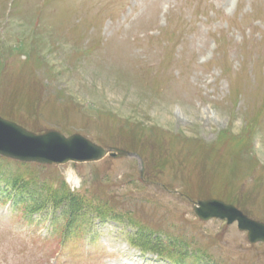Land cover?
I'll return each instance as SVG.
<instances>
[{
  "label": "rangeland",
  "instance_id": "obj_1",
  "mask_svg": "<svg viewBox=\"0 0 264 264\" xmlns=\"http://www.w3.org/2000/svg\"><path fill=\"white\" fill-rule=\"evenodd\" d=\"M0 116L131 153L0 155V264H264V0H0Z\"/></svg>",
  "mask_w": 264,
  "mask_h": 264
},
{
  "label": "water",
  "instance_id": "obj_2",
  "mask_svg": "<svg viewBox=\"0 0 264 264\" xmlns=\"http://www.w3.org/2000/svg\"><path fill=\"white\" fill-rule=\"evenodd\" d=\"M130 156L119 148H104L81 134L66 136L60 131L36 133L0 116V155L23 162L61 165L68 162H94L106 155ZM194 212L203 221L225 220L248 233L250 243H264V222L255 220L231 203L205 199L194 203Z\"/></svg>",
  "mask_w": 264,
  "mask_h": 264
},
{
  "label": "trees",
  "instance_id": "obj_3",
  "mask_svg": "<svg viewBox=\"0 0 264 264\" xmlns=\"http://www.w3.org/2000/svg\"><path fill=\"white\" fill-rule=\"evenodd\" d=\"M67 193H68V195H69L70 197H72V198L77 197V193L75 194V193L70 192V190H69L68 188H67Z\"/></svg>",
  "mask_w": 264,
  "mask_h": 264
}]
</instances>
